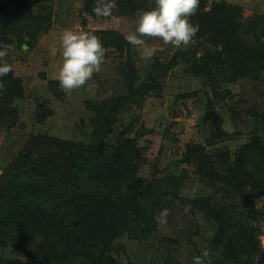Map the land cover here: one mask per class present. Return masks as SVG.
<instances>
[{
  "label": "trees",
  "instance_id": "1",
  "mask_svg": "<svg viewBox=\"0 0 264 264\" xmlns=\"http://www.w3.org/2000/svg\"><path fill=\"white\" fill-rule=\"evenodd\" d=\"M41 1L44 0H0V44L15 38L19 48L36 46L38 34L45 31L46 19L39 16L38 8L34 9ZM99 1L86 0V10L93 13V4L100 5ZM137 1L115 0L116 13L128 14V4ZM190 20L199 25L195 38L213 34L211 49L200 46V55L197 51L189 55L178 51L167 64L155 63L150 83L142 85L137 84L131 68L122 93L88 103L92 112L88 142L46 133L31 135L26 148L0 174V248L6 242L19 240L24 256L34 264H121L113 253L115 240L124 234L139 240L149 238L157 229L156 214L180 200L209 213L218 225L198 256L207 250L211 264H255L263 251L264 111L251 109L255 130L234 159L224 158L223 167L205 153L204 146L187 144L181 162L194 167L193 172L215 189L213 195L195 199L179 195L180 186L189 177L187 171L152 179L138 174L144 150L137 140L148 129L140 127L132 137L127 130H115L121 113L146 90L158 85L162 72L181 62L192 77L202 80L204 88L220 99L224 93L219 85L226 81L263 79L264 14L245 18L241 6L227 1L213 2L206 10V0H199V8ZM239 30L242 37H234L231 31ZM89 32L100 33L106 49H123L129 44L118 30ZM0 79L4 83L0 92V130H6L18 119L14 104L24 96V88L12 71ZM57 85L60 87L59 80L51 83L54 93L60 96ZM206 106L215 109V101ZM50 113L46 106L37 105L39 121ZM217 128L213 123L212 139L223 134V129ZM219 194L225 201L237 202L240 198L249 205L243 209L232 205L233 211L228 213L214 199ZM258 198L261 208L256 204ZM37 236L40 238L35 241ZM0 264L13 262L0 255ZM164 264L182 263L173 260Z\"/></svg>",
  "mask_w": 264,
  "mask_h": 264
},
{
  "label": "rangeland",
  "instance_id": "2",
  "mask_svg": "<svg viewBox=\"0 0 264 264\" xmlns=\"http://www.w3.org/2000/svg\"><path fill=\"white\" fill-rule=\"evenodd\" d=\"M220 1L241 6L245 18L264 14V0H206V10L213 2ZM99 3L93 4L95 11L91 13L86 10V0L38 2L34 9L38 8L41 12L39 16L46 21L43 26L45 31L38 34L36 46L32 49L19 48L15 38L6 42L14 46L7 59L14 76L21 79L24 96L14 104L19 112L16 123L8 125L6 130H0V174L26 148L32 134L46 133L60 139L88 142L92 115L87 108L88 103L122 93L131 68L138 79L137 84L150 83L149 76L155 63L167 64L178 51H183L185 55L197 51V55H200V46L206 49L212 47L213 34L209 33L204 38L194 37L191 44L180 48L165 45L159 38H145L146 43L156 49L150 60L142 59L141 50L130 44L123 49L104 47L105 63L101 71L85 86L69 93L57 85L62 92L58 96L52 90L51 83L59 80V69L63 62L61 36L66 29L74 32L118 30L126 39L137 27L138 13L155 6L153 0H139L133 5L128 4V14L120 15L115 7L107 10L106 5L111 3L110 0ZM34 12L39 13L37 10ZM193 24L197 23L193 21ZM231 32L236 38L242 37L240 30ZM217 34L221 35L220 32ZM97 36L101 37L100 33ZM219 90L224 93L223 99L215 96L212 90H206L203 81L192 77L186 64L181 62L168 72H162L158 85L146 90L144 96L121 113L115 126L116 132L127 130L132 137L137 135L140 127L148 129L137 140V145L144 150V161L138 169L141 177L160 178L187 171L189 177L179 189L181 197L195 199L215 193L213 187L193 172L194 167L182 163L181 158L184 159L187 144L198 143L205 147V153L220 167H223L222 162L227 156L234 159L236 151L249 140L251 131L257 125L251 109L264 111V77L260 81L249 77L226 81L219 85ZM209 101H215L217 127L223 129V134L215 139H212L213 121L205 118ZM38 104L51 111L42 122L36 117ZM214 199L218 205L227 208L228 213L233 211L232 205L238 206V209L249 205L240 198H237V202L225 201L220 194ZM256 204L261 208V199H256ZM213 218L209 213L199 211L192 203L175 200L166 210L156 214L157 229L149 238L133 239L127 234L118 237L114 243V256L121 264H164L173 260L193 264V258L217 232L218 225ZM39 238L37 236L35 241ZM260 239L263 251L255 264H264V223L261 225ZM21 243L19 240L6 242L0 248V255L13 264H34L24 256Z\"/></svg>",
  "mask_w": 264,
  "mask_h": 264
},
{
  "label": "clouds",
  "instance_id": "3",
  "mask_svg": "<svg viewBox=\"0 0 264 264\" xmlns=\"http://www.w3.org/2000/svg\"><path fill=\"white\" fill-rule=\"evenodd\" d=\"M115 7V0L106 5L108 11ZM199 8V0H155L151 10L138 13L135 31L126 36L127 42L141 50L142 59H151L156 49L146 43L145 38H159L165 45L176 48L188 46L199 31V25L193 24L190 17ZM62 66L59 69L60 88L69 93L85 86L105 63L106 49L97 35L86 32H74L66 29L61 36ZM14 46L0 44V78L8 75L12 65L8 54ZM4 90L0 79V92ZM162 213L161 216H165ZM193 264H211L210 253L205 250L201 256L193 258Z\"/></svg>",
  "mask_w": 264,
  "mask_h": 264
},
{
  "label": "water",
  "instance_id": "4",
  "mask_svg": "<svg viewBox=\"0 0 264 264\" xmlns=\"http://www.w3.org/2000/svg\"><path fill=\"white\" fill-rule=\"evenodd\" d=\"M205 118L206 119H209V118L212 119L215 126H217L218 113L216 112V110H214V109L208 110L206 112ZM76 225H78L77 222H76ZM263 257H264V252H263Z\"/></svg>",
  "mask_w": 264,
  "mask_h": 264
}]
</instances>
